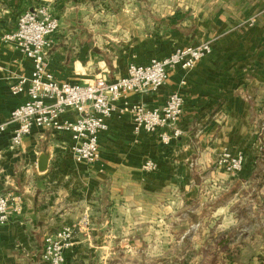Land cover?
Listing matches in <instances>:
<instances>
[{"label": "crops", "instance_id": "1", "mask_svg": "<svg viewBox=\"0 0 264 264\" xmlns=\"http://www.w3.org/2000/svg\"><path fill=\"white\" fill-rule=\"evenodd\" d=\"M87 1L0 0V124L27 99L24 93L13 95L11 86L31 77L32 63L3 41L27 10L49 5L60 21L49 61L60 83L124 77L130 64L163 60L178 48L205 42L212 43V53L192 71L170 69L155 97H127L129 105L158 108L175 92L183 96L177 125L183 134L170 145L161 141L164 131L136 136L131 113H119L124 101L117 103L108 131L99 136L100 160L93 166L75 161L67 133L34 128L20 147L11 145L14 127L1 134L0 190L21 196L22 209L0 226V264H43L45 237L78 223L85 211L101 231L118 221L119 207L127 211L126 222L135 212L148 222L150 205L160 202V214L182 206H217L214 216L221 221V232L227 231L221 236L235 231L256 255L254 264L257 259L264 264V0H147L146 6L129 5L104 27L84 17ZM253 18L252 27L244 25ZM44 149L50 161L47 171L40 172ZM224 151L244 154L237 176L218 163ZM149 160L158 165L157 171L143 170ZM78 239L74 246L81 255L79 246L88 240ZM247 239H253L251 245ZM95 240L93 236L91 243ZM100 248L106 247L99 244L96 250Z\"/></svg>", "mask_w": 264, "mask_h": 264}, {"label": "built area", "instance_id": "2", "mask_svg": "<svg viewBox=\"0 0 264 264\" xmlns=\"http://www.w3.org/2000/svg\"><path fill=\"white\" fill-rule=\"evenodd\" d=\"M256 18L247 21L252 27ZM60 28V21L49 6L23 12L13 33L3 36V41L21 51L32 63L29 79L20 78L11 86L13 95L25 94L26 101L12 111L7 122L0 124V135L9 127L12 131L11 145L20 147L25 137L34 128L51 130L54 133L71 135L70 152L78 163L94 165L100 160L99 136L108 131V119L117 111V103L124 101L123 114L129 111L133 118L134 134L142 132L160 135L164 145L182 136L177 127L184 111L185 100L179 92L171 94L163 107L150 108L143 103L129 105L130 94L155 97L168 81V71L180 68L186 72L212 53L208 42L196 46L178 48L163 60L150 59L143 65L130 64L127 75L113 80L98 76L93 82L71 85L58 82L49 70V55L53 48V37ZM28 85V86H27ZM184 85V83H183ZM75 114V118L64 116ZM171 130V133L168 132ZM232 175L239 174L244 167L243 153L224 151L218 159ZM157 165L146 161L143 170L154 172ZM22 209V197L0 190V226L10 222ZM90 225L84 217L78 225H65L44 239L41 256L43 264H66V254L74 247L77 233H84Z\"/></svg>", "mask_w": 264, "mask_h": 264}, {"label": "rangeland", "instance_id": "3", "mask_svg": "<svg viewBox=\"0 0 264 264\" xmlns=\"http://www.w3.org/2000/svg\"><path fill=\"white\" fill-rule=\"evenodd\" d=\"M87 2L88 4L84 6L85 10H83L84 17L94 24L98 23L101 25L100 27H104L109 24L113 16L116 17L123 13L129 5L136 6L143 3L146 6L148 1L88 0ZM69 17L73 19V16ZM69 17L65 19V24L68 21L70 22ZM84 17L80 15L79 19ZM82 21L79 20V23H82ZM208 43L212 44L211 42ZM107 55L111 57V52L109 54L105 53L106 57ZM148 201L151 204H156V200L152 198H149ZM158 208L162 209L161 202L158 207L150 205L147 214L148 222L140 221L139 212L132 214L131 221L126 222L125 215L127 211L119 207L116 216L118 221L111 228L104 226L101 231H99L98 226H95L90 211H85L79 222L73 225H78L84 217H89L88 230L84 233L78 232L75 237V241L80 238L78 239L79 243L85 239L88 241L79 246H82L84 250L81 255L77 253V246L73 247L72 258L68 264L255 263L254 258H256V255L251 252V248L246 247L248 244L244 242L242 237L238 239L235 236V231L230 233L228 237L221 236L227 231L221 232L222 227H219L221 221L214 216L217 206L206 207V209L205 206L199 207L198 205L196 207L182 206L175 213L164 212L162 214L157 212L159 211ZM106 225L109 226L110 224ZM93 233L95 234L93 235ZM93 236L96 240L91 243ZM109 236L111 237L109 238ZM252 240L247 239V241H250L249 245H251ZM104 241L106 242L104 243ZM89 243L95 247L93 248V245H90V247ZM99 244L106 248L96 250ZM228 247L229 250H225ZM242 247H246V250L242 251ZM257 261L260 262L259 259ZM257 261L256 264H258ZM35 262L37 263V259H35Z\"/></svg>", "mask_w": 264, "mask_h": 264}, {"label": "water", "instance_id": "4", "mask_svg": "<svg viewBox=\"0 0 264 264\" xmlns=\"http://www.w3.org/2000/svg\"><path fill=\"white\" fill-rule=\"evenodd\" d=\"M49 161H50V152L47 149H44L38 162V169L40 172L47 171Z\"/></svg>", "mask_w": 264, "mask_h": 264}, {"label": "trees", "instance_id": "5", "mask_svg": "<svg viewBox=\"0 0 264 264\" xmlns=\"http://www.w3.org/2000/svg\"><path fill=\"white\" fill-rule=\"evenodd\" d=\"M261 261H262V262L264 261V257H261Z\"/></svg>", "mask_w": 264, "mask_h": 264}]
</instances>
